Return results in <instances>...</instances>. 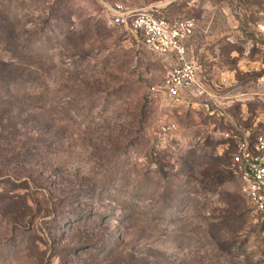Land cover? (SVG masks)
Masks as SVG:
<instances>
[{
    "label": "rangeland",
    "instance_id": "374dc122",
    "mask_svg": "<svg viewBox=\"0 0 264 264\" xmlns=\"http://www.w3.org/2000/svg\"><path fill=\"white\" fill-rule=\"evenodd\" d=\"M106 6L191 20L198 85L151 92ZM227 134L264 135V0H0V264H264Z\"/></svg>",
    "mask_w": 264,
    "mask_h": 264
},
{
    "label": "built area",
    "instance_id": "2783aa9c",
    "mask_svg": "<svg viewBox=\"0 0 264 264\" xmlns=\"http://www.w3.org/2000/svg\"><path fill=\"white\" fill-rule=\"evenodd\" d=\"M110 25L138 36L140 44L164 62L161 86L151 89L166 103H176L184 92L198 85L196 70L187 40L193 35L191 20H167L146 10L129 11L106 6ZM163 132H175L173 123L161 126ZM235 149L231 154V170L251 208L254 218L264 224V135L251 138L227 134Z\"/></svg>",
    "mask_w": 264,
    "mask_h": 264
},
{
    "label": "trees",
    "instance_id": "16d2710c",
    "mask_svg": "<svg viewBox=\"0 0 264 264\" xmlns=\"http://www.w3.org/2000/svg\"><path fill=\"white\" fill-rule=\"evenodd\" d=\"M251 138H254V137L251 136ZM230 165H231V155H230ZM231 172H232V170H231ZM232 173H233V172H232ZM261 225H264V224L261 223Z\"/></svg>",
    "mask_w": 264,
    "mask_h": 264
},
{
    "label": "crops",
    "instance_id": "0c3cea01",
    "mask_svg": "<svg viewBox=\"0 0 264 264\" xmlns=\"http://www.w3.org/2000/svg\"><path fill=\"white\" fill-rule=\"evenodd\" d=\"M180 101V100H179Z\"/></svg>",
    "mask_w": 264,
    "mask_h": 264
}]
</instances>
